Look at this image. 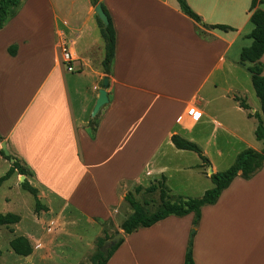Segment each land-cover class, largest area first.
Here are the masks:
<instances>
[{
  "label": "crops",
  "instance_id": "crops-1",
  "mask_svg": "<svg viewBox=\"0 0 264 264\" xmlns=\"http://www.w3.org/2000/svg\"><path fill=\"white\" fill-rule=\"evenodd\" d=\"M251 1L186 0L201 19L197 23L177 0H99L115 36L109 101L96 117L91 112L106 74L105 40L94 6L90 0L21 1L0 29V137L31 172L24 179L37 189L44 214L72 224L111 220L117 229L118 218L131 214L123 211L125 196L162 178L167 186L173 155L188 151L177 149L172 135L199 145V132L184 135L191 107L200 117L189 132L205 123L241 143L245 129L254 132L257 119L235 99L262 115L261 102L247 103L240 86L239 67L248 71L251 64L237 59L252 43ZM257 8L264 10V0ZM62 44L73 58L71 72ZM10 45L17 46L14 55ZM260 61L264 75V53ZM1 189L19 191L12 177ZM0 199L9 210L1 214H17L20 220L11 226L19 227L22 217L11 199L3 194ZM193 217L168 216L124 234L105 264H184ZM13 233L31 240L22 228ZM192 256L194 264H264V165L250 179L235 177L214 204L201 207Z\"/></svg>",
  "mask_w": 264,
  "mask_h": 264
},
{
  "label": "rangeland",
  "instance_id": "rangeland-1",
  "mask_svg": "<svg viewBox=\"0 0 264 264\" xmlns=\"http://www.w3.org/2000/svg\"><path fill=\"white\" fill-rule=\"evenodd\" d=\"M98 22L101 21L98 19ZM199 30L202 35L205 34L202 29ZM234 50L235 47L229 56L233 57ZM237 59L239 60V56ZM239 68L241 70L239 78L242 82L240 86L246 90L244 95L247 97V103L259 107L260 101L253 89L250 73L246 67ZM222 87L223 92L225 87L223 85ZM186 119L183 118L181 123L184 124ZM90 128L93 129V126L90 125ZM191 128H185L184 135L196 137L195 135L200 133L199 145L196 144L206 154L210 164L208 166L204 164V168H202L200 166L202 165L201 159L193 151H185V154H174V160L165 173L171 201L177 200L178 196L201 197L205 190L213 187L208 174L210 166H214L217 171H224L233 164L237 153L250 147L249 144H251V148L254 146H258L259 149L262 148V143L255 138L254 132L249 129L244 130V142L241 143L234 137L222 135L221 132H212V126L205 123L198 124L191 132L187 131ZM9 166L10 161L0 153V176L7 171ZM11 177L15 180V185L18 186L19 191L7 192L1 189L0 196L3 194L11 199L10 202L15 206L14 209L19 212L22 222L19 227L0 226V264H92L93 256L97 254L101 246L100 237L105 236L104 232L112 233L113 231L110 229L114 228L115 233H123L121 229L123 216L118 218L116 229L111 220L96 221L95 224L81 220L78 224H72L69 219L55 220V217L44 214V210L37 213L35 212L33 196L20 188V174L15 172ZM133 193L146 214H151L161 207L159 191L143 189L138 193L133 190ZM7 207L9 206L7 205ZM4 209L5 204L0 199V213L9 211ZM123 211L124 213L128 211L132 213L131 205L126 202ZM21 228L31 236L30 243L33 247L31 259L15 254L9 246V241L16 235L13 233L14 230H21Z\"/></svg>",
  "mask_w": 264,
  "mask_h": 264
},
{
  "label": "trees",
  "instance_id": "trees-1",
  "mask_svg": "<svg viewBox=\"0 0 264 264\" xmlns=\"http://www.w3.org/2000/svg\"><path fill=\"white\" fill-rule=\"evenodd\" d=\"M22 0H0V29L16 15L17 9L20 6ZM91 4L95 6L100 3L99 0H90ZM180 10L188 15L195 22L199 23L201 21L200 17L191 10V8L186 3V0H177ZM262 0H252L249 11L250 23L252 24V30L249 33L248 37L252 39V43L248 47L242 48L239 56V62L245 64L246 62L251 65L248 67V71L251 74L252 85L255 91L256 96L261 102V113L264 116V75H262L263 64L260 61L261 56L264 53V10L257 8V5L261 4ZM105 15L108 19V24L103 25L102 22H99L101 27V34L105 40V57L102 62L104 73L110 75L112 71V62L114 55V29L112 25L111 18L105 6L100 3ZM99 19V18H98ZM100 20V19H99ZM214 28H217L221 31H233L235 30L232 27L226 25H215ZM200 28H197L199 34H201ZM17 46L10 45L8 47V53L14 55L16 52ZM239 105L241 108L248 111L249 117H255L257 119V125L254 131L255 138L262 143V149L257 151L253 148H245L237 154L233 164L224 171H216L210 175V179L213 183V187L205 190L203 195L199 198H177V200L171 201L170 195L168 194V188L165 185L164 178L161 181H158L155 184H151L148 189L149 191H159V197L161 200V207L151 214H146L142 206L136 201L134 193L129 192L125 196V200L128 204L131 205L132 213L122 222L121 229L125 235H129L136 231L139 228L149 227L154 223L165 219L168 216L183 217L190 213L194 214L192 227L189 232L187 247L184 256V264H194L192 256V245L193 238L196 233L198 219L200 217V209L205 205L214 204L221 192L229 186L231 181L240 176L244 179H250L257 172L261 170L264 165V125L262 115L259 112H251V108L246 104L244 100H240ZM90 125L93 126V129L90 128ZM95 126V119H91L88 124L89 131L91 136H93ZM2 138L0 137V142ZM171 141L177 149L188 150L195 152L202 163L209 165L210 162L208 158L203 154L198 145L192 141L182 138L179 135H172ZM1 155L4 158L10 161V166L7 171L0 176V185L9 179L15 172L23 176H32L31 172L26 168L22 167L15 157L8 154L5 155L2 150H0ZM20 187L29 192L35 202V212H40L46 210L37 196V189L33 187L27 179H24L20 183ZM142 190L139 186L135 189V192L138 193ZM20 220V217L17 214L7 212L5 214L0 213V226L16 224ZM110 236H105L101 238L100 245L103 244L104 240ZM124 239L120 240L118 244L108 249L107 253L101 252L100 248L93 256L92 264H105L114 251L123 243ZM9 246L11 250L21 256H29L33 252V247L29 240L25 236H16L9 241ZM101 247V246H100Z\"/></svg>",
  "mask_w": 264,
  "mask_h": 264
},
{
  "label": "water",
  "instance_id": "water-1",
  "mask_svg": "<svg viewBox=\"0 0 264 264\" xmlns=\"http://www.w3.org/2000/svg\"><path fill=\"white\" fill-rule=\"evenodd\" d=\"M94 12L97 15V17L100 19V21L103 23L104 26L108 24L107 16L105 15L100 3L96 4L94 6ZM109 87V76H104L102 79L101 87L98 90V96L95 101L93 110L91 112V117H96L99 113L100 109L106 105L109 101L108 94H107V88ZM1 150L5 155H8V151L6 149L5 143L3 141L0 142ZM214 173L213 168L210 166L208 174L209 176ZM24 181V176L20 175V182ZM124 238V234L121 232H117L113 234L112 236L108 237L104 240L103 244L100 247V251L107 253L108 249L115 246Z\"/></svg>",
  "mask_w": 264,
  "mask_h": 264
},
{
  "label": "built area",
  "instance_id": "built-area-1",
  "mask_svg": "<svg viewBox=\"0 0 264 264\" xmlns=\"http://www.w3.org/2000/svg\"><path fill=\"white\" fill-rule=\"evenodd\" d=\"M61 55H62L63 63H65L66 70L70 72L73 71V67L71 66V62L73 61V58L65 44L61 45ZM186 113L189 118V123L187 126L183 125V127L188 128L191 123H194L199 119L200 114L196 111L194 107L189 108Z\"/></svg>",
  "mask_w": 264,
  "mask_h": 264
}]
</instances>
